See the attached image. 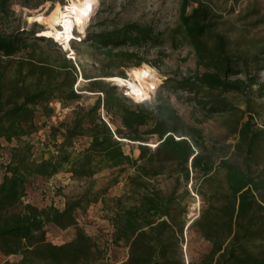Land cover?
<instances>
[{"label":"trees","instance_id":"16d2710c","mask_svg":"<svg viewBox=\"0 0 264 264\" xmlns=\"http://www.w3.org/2000/svg\"><path fill=\"white\" fill-rule=\"evenodd\" d=\"M221 18L207 1L180 0L178 23L168 33L127 22L85 39L126 68L144 62L157 66L148 54L166 43L189 48L204 70L168 77L163 84L194 96L193 122L161 94L129 104L101 79L87 78L86 90L99 97L81 106L84 95L75 89L79 70L73 59L64 54L58 63L37 53L35 40L52 43L51 37L32 29L0 32V158L3 142L17 141L0 179V253L7 257L0 264H264V125L256 122L264 82L257 74L235 77L244 72L242 57L218 29ZM76 40L81 39L71 40L74 49ZM255 85L257 98L251 95ZM228 94H245V106ZM53 101L78 105L70 120L50 127L52 146L44 143L49 156L38 161L26 138L46 126L40 118L55 114ZM217 115L222 132L206 133L202 124ZM80 139L86 144L78 149ZM126 142L138 145L137 157L124 150ZM105 170L117 171L113 184L127 173L123 193L108 196L109 186L95 189L93 183L81 195L67 197L64 207L25 200L39 178L68 172L85 179ZM162 178L173 180L169 191L160 185ZM195 198L200 209L189 220ZM96 203L112 228L107 238L90 234L80 222ZM51 228H74L75 235L54 243L48 238ZM188 230L208 246L198 258L191 255ZM121 249L126 256L119 260Z\"/></svg>","mask_w":264,"mask_h":264},{"label":"rangeland","instance_id":"374dc122","mask_svg":"<svg viewBox=\"0 0 264 264\" xmlns=\"http://www.w3.org/2000/svg\"><path fill=\"white\" fill-rule=\"evenodd\" d=\"M222 15L219 21L218 29L229 37L230 48L237 56L242 57L240 60V68L244 69L242 74L235 77L245 78L248 74H257L260 82H264V69H259L264 65V0H204ZM70 0H0V32L9 34L18 30H36L38 36H48L44 34V30L53 28L49 18L57 10L63 9L69 4ZM234 4L237 5L236 11ZM95 12V14H94ZM180 0H98V5L91 15V19L87 25L85 33L79 32L77 27L74 28V36L78 38L77 49L65 51L62 46L53 37V42L35 40L37 43V53L49 54L54 62H62L64 54L68 58H72L79 70L78 83L75 86L77 91L83 93V98L78 102L81 106H91L98 99L96 92L86 90L89 79H101L110 83L115 87L118 97L126 99L129 104H138L142 101H154L158 94L163 99L169 100L185 118L193 122L192 113L194 110V96L187 91L173 90L171 85H165L164 82L168 77L180 79L185 75L194 74L203 71L196 62V57L190 52L189 48L172 49L169 43L164 44L161 48L152 49L148 54V60L157 66L144 62L139 66L119 67L116 57H112L104 48L95 45L91 41H85L88 35L98 32L101 29H111L114 26L127 22H138L151 25L158 32L168 33L175 27L179 20ZM61 27V26H60ZM33 41V40H28ZM72 46V45H71ZM162 51V52H160ZM22 56V55H21ZM18 58L20 56H17ZM247 63V64H246ZM153 69L155 79L158 84L151 91L150 95L145 99H136L132 96H126V87L120 86L114 77H123L134 80L133 73L140 71L146 76L147 70ZM125 71V77L121 76V72ZM112 76H105L108 74ZM84 79L80 81V77ZM258 85L254 86V92L251 95L258 97ZM128 95V94H127ZM228 98L238 105L245 106V94H228ZM260 106V114L256 117L259 125H264V97L256 99ZM56 108L55 114L50 117L40 118L44 126L38 133L34 134L30 140L33 144V158L40 161L44 157L49 156V150L44 143L52 146L50 139L52 138V125H59L62 121L70 120L73 116V109L78 105L76 102L64 105L59 101L52 103ZM202 117L201 112L197 113ZM110 119L109 116H107ZM220 116L208 118L202 124L206 133L220 134L219 121ZM114 128L116 123H112ZM5 147L3 156L0 158V179L4 176V163L10 157V148L17 145V141L8 143L3 142ZM43 143V144H41ZM86 144L85 139H80L76 143V148L80 149ZM53 149V147H51ZM124 150L132 154L134 157L139 155L138 145L128 143L124 145ZM116 170H105L95 175L93 178L73 179L68 172H61L49 179H37L35 185L28 189L26 201H30L40 207L54 204L58 207H64L67 197L79 196L91 184H95V189H101L109 186L107 195L115 196L121 194L125 190V177L123 174L120 180L113 184L112 178ZM174 182L171 179L162 178L160 185L169 191ZM200 209V201L195 198L190 203L189 220L195 218ZM103 212L100 209V203L91 204L86 213L80 215V222L87 232L92 235L101 234L107 238L111 225L102 217ZM75 235L74 228L66 230L51 228L48 232V238L54 243H62L71 240ZM187 240L190 241V252L194 258H198L201 254L208 250L205 243H199L196 240V234L188 230L186 233ZM125 249L118 250V259L125 258ZM11 260L17 259L15 256L8 257ZM7 257L0 253V263Z\"/></svg>","mask_w":264,"mask_h":264},{"label":"bare ground","instance_id":"6f19581e","mask_svg":"<svg viewBox=\"0 0 264 264\" xmlns=\"http://www.w3.org/2000/svg\"><path fill=\"white\" fill-rule=\"evenodd\" d=\"M97 5L98 0H70L69 4L65 5L63 9H57L50 16L49 21L53 28L44 30V34L53 37L64 45L66 51L73 50V53H75L71 46L74 28L77 27L79 32L85 33L91 15ZM132 76L134 80L119 76L114 77L113 80L118 85L126 87V94L136 99L147 98L158 84V79H155L153 69H148L146 76H143L140 71H135ZM83 79L84 77L81 76L80 81Z\"/></svg>","mask_w":264,"mask_h":264},{"label":"built area","instance_id":"2783aa9c","mask_svg":"<svg viewBox=\"0 0 264 264\" xmlns=\"http://www.w3.org/2000/svg\"><path fill=\"white\" fill-rule=\"evenodd\" d=\"M234 9L236 10V11H238L239 10V7H238V9H237V5L236 4H234ZM61 46H62V48L64 49V45H62L61 43H59ZM65 50V49H64ZM66 51V50H65ZM126 96H129V95H127L126 94V89H125V93H124Z\"/></svg>","mask_w":264,"mask_h":264}]
</instances>
